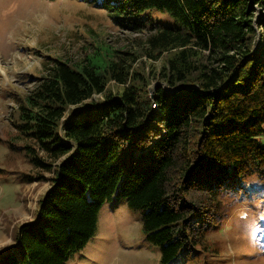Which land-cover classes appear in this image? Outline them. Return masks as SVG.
Wrapping results in <instances>:
<instances>
[{"label":"trees","instance_id":"16d2710c","mask_svg":"<svg viewBox=\"0 0 264 264\" xmlns=\"http://www.w3.org/2000/svg\"><path fill=\"white\" fill-rule=\"evenodd\" d=\"M81 1L140 44L48 58L15 96L0 173L50 189L34 220L13 226L0 264H66L114 196L141 212L160 264L197 248L221 253L214 230L242 205L264 202V45L254 51L252 8L264 10V0ZM143 57L163 65L147 72ZM155 78L171 91L152 94Z\"/></svg>","mask_w":264,"mask_h":264},{"label":"rangeland","instance_id":"374dc122","mask_svg":"<svg viewBox=\"0 0 264 264\" xmlns=\"http://www.w3.org/2000/svg\"><path fill=\"white\" fill-rule=\"evenodd\" d=\"M252 8L258 31L254 51L260 52L264 45L260 19L264 10L255 4ZM173 22L168 17V24ZM136 35L117 27L106 12L81 0H0V136L7 138L12 130L15 96L35 84L48 58L78 60L85 51L93 50V44L102 46L103 42L133 51L140 44L133 41ZM138 62H144L147 72L156 73L163 58L150 61L143 57ZM157 88L171 91L160 78L153 79L151 93ZM259 140L264 144V133ZM5 152L0 145V166ZM17 166L26 172L31 170L23 160ZM49 189V181L23 185L15 175L0 173V247L11 241L13 226L34 220L37 204ZM141 217V212L132 210L125 199L114 196L99 210L95 234L83 249L69 256L66 264H160V247L146 240ZM211 238L222 241L221 253L197 248L194 255H182L171 264H264V202L239 207Z\"/></svg>","mask_w":264,"mask_h":264},{"label":"built area","instance_id":"2783aa9c","mask_svg":"<svg viewBox=\"0 0 264 264\" xmlns=\"http://www.w3.org/2000/svg\"><path fill=\"white\" fill-rule=\"evenodd\" d=\"M153 107L156 109L157 108L156 104H154Z\"/></svg>","mask_w":264,"mask_h":264},{"label":"bare ground","instance_id":"6f19581e","mask_svg":"<svg viewBox=\"0 0 264 264\" xmlns=\"http://www.w3.org/2000/svg\"><path fill=\"white\" fill-rule=\"evenodd\" d=\"M260 44V43H259ZM15 250H18V249H16V248H14Z\"/></svg>","mask_w":264,"mask_h":264}]
</instances>
